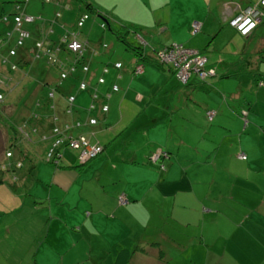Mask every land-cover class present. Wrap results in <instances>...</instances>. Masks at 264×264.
<instances>
[{"label":"crops","instance_id":"1","mask_svg":"<svg viewBox=\"0 0 264 264\" xmlns=\"http://www.w3.org/2000/svg\"><path fill=\"white\" fill-rule=\"evenodd\" d=\"M68 1L2 0L9 6L0 8V56H8L18 36L14 16L29 17L23 28L30 37L9 61L45 64L57 73H48L46 81L61 87L53 99L47 90L41 111L40 100L34 98L19 123L24 149L11 158L22 165L0 170L4 264H110L123 240L134 247L127 264H264V84L259 85L264 68L259 58H246L241 70L236 59L226 61L220 53L237 55L233 45L238 32L230 21L246 0H131L133 14L142 17L130 22L137 32L133 34L143 39L146 52L174 42L193 46L190 36L200 30L208 43L223 39L221 51L214 49L206 58L215 74L204 80L192 76L189 85L152 61L138 60L145 62L139 74H132L135 62L115 69L113 64L120 61L112 50L79 31L87 13H78L75 22L86 15L79 28L76 23L66 27L61 11ZM85 1L121 24L108 12L115 9V0H76L84 8ZM55 24L65 32L77 30L84 44L75 75L88 83L86 91H78V79L59 80L58 69L50 65L74 61L75 54L63 48L52 59L29 57L38 40L58 44L52 39ZM261 25L264 31V20ZM104 65H110V72L97 84ZM27 68L0 65L9 79L26 74ZM112 83L119 89L110 93L108 111L97 109V123L75 131L91 144L99 143L101 152L82 165L76 154L75 164L64 166L65 149L58 166L45 160L49 167L41 166L39 150L47 146L41 135L49 133L51 117L65 108L66 96L75 97L73 117L86 119L92 88L103 94ZM206 110L215 112L213 119Z\"/></svg>","mask_w":264,"mask_h":264},{"label":"built area","instance_id":"2","mask_svg":"<svg viewBox=\"0 0 264 264\" xmlns=\"http://www.w3.org/2000/svg\"><path fill=\"white\" fill-rule=\"evenodd\" d=\"M24 2L28 0H23ZM48 1V0H46ZM230 24L235 30L243 37H249L255 28L264 20V0H246L244 5H238L237 8L231 15ZM86 15H82L76 22V27L79 28L85 19ZM30 21V18L23 15L17 14L14 16V29L17 31V38L14 41L12 48L8 49L7 57L0 56V65L8 64L10 70H16L18 68L17 63H12L9 61L10 57L16 56L18 50L23 47L26 39L30 37L29 32L23 28V23ZM104 27V24L101 25ZM193 30L197 31L199 24L194 22ZM9 34H7L8 36ZM78 32L77 30H67L65 34L61 37V40L57 45L52 46L45 44L44 41L38 40L34 43V47L29 51V57L33 60H41L43 57L46 59L54 58L53 53H58L61 49H66L67 51L75 54V60L65 61L60 65V79H65L68 73H73L76 70V64L78 63L77 58L81 56L84 50V44L82 41L77 39ZM3 38V37H2ZM2 38L0 41H2ZM1 44V43H0ZM103 48H106L107 45L102 44ZM155 59L166 66H169L173 70V75L181 83L185 84L189 82L192 76H195L199 80H204L207 77H210L215 74L213 68L206 66V57L203 52L195 48H189L182 44L172 43L169 46L163 47L155 52ZM58 64V63H57ZM115 69H120L122 67L121 62H115L113 64ZM108 65L102 67L101 75L97 78V83L101 84L104 82V75L108 72ZM88 70L86 65H82L81 71L86 72ZM143 71V65L139 62H136L132 68L133 74H139ZM2 78V74H0ZM263 81L260 80L259 85H263ZM89 89L88 84L85 81H80L78 83V91H86ZM118 86L115 83H112L110 86V91L105 92V94L100 95L98 92L92 88L90 93L91 99L90 103L87 106L86 114L87 118L82 120H67L60 121L58 116L55 114L51 117L52 126L48 134L41 135L42 139L47 142V146L44 152V159L58 165L59 159L63 150L69 149L77 152V161L80 164L86 163V161L97 156L101 150L102 146L99 143L91 144L87 138L83 135H73L72 130L79 128L83 125H94L97 122V118L94 115V112L99 109L102 113L108 111V104L106 103L107 99L110 96L111 92L118 91ZM53 91H48V96L53 99L55 97ZM3 95L0 93V101H2ZM74 95L66 96V106L64 108V114L67 116L73 115L72 105L74 102ZM102 99L105 102H100ZM245 114V113H244ZM206 115L209 120L213 119L215 112L208 110ZM19 132L24 133L23 129L20 127ZM32 132H36V129H33ZM13 153L8 150L5 152L6 158H12ZM163 155L165 153L163 152ZM241 158H244V155H240ZM10 165L7 163H1L0 167L3 170L8 169ZM14 166V165H13ZM16 166L20 167L21 163L16 162ZM119 202L124 203L125 199L122 196H119Z\"/></svg>","mask_w":264,"mask_h":264},{"label":"rangeland","instance_id":"3","mask_svg":"<svg viewBox=\"0 0 264 264\" xmlns=\"http://www.w3.org/2000/svg\"><path fill=\"white\" fill-rule=\"evenodd\" d=\"M112 3L115 4V9L113 11L109 10L108 12L112 17L118 18L120 20V22L118 21L119 23L131 25L130 23L131 21H137V20L140 21V19L142 18L133 14L134 11L130 9L131 8L130 4L132 3L131 0H115L112 1ZM63 5L64 6L67 5V8L65 9L63 8L61 11V17L65 22L66 27H72V25L73 26L75 25L76 23L75 21L78 17L79 12L87 13L89 18L84 21L83 26L79 28V31H81L82 34L87 35L88 36L87 38L93 42L106 43L108 48L112 50L113 52L112 54L114 55V57H118V60L122 63V66L123 64L135 62L134 52L126 49L125 46L121 42H119L114 37V35L106 28V25L104 28L101 27V24H105V23L102 21V19L99 16L92 15L89 12H87L81 4L76 2V0H69ZM1 6L7 7L9 6V3L2 2V0H0V8ZM262 26L263 25L260 26L259 24L255 28L256 30L255 36L246 38L240 36L237 33L239 38L235 42V45H233V48H236L237 55L228 54L229 50H227L228 52H220L221 46L225 43L223 39L218 40L220 38H217L215 39V41L211 43H208L209 39L208 40L207 39L205 40L203 38L201 39L199 36V34L202 32L201 30L198 33L190 36V40H193L196 44L193 46L190 45H186V46L190 48H196L199 50H205L204 54L208 59H210L211 53H214L215 52L214 49H216L218 50V53L220 52L222 54L221 57H224L226 61H231L233 58L236 59V61H238L236 67H238L241 70L246 65L242 63L244 59L249 58L251 60H255L259 58L260 60H262V67L264 68V49L262 48V44H261V42L263 43L264 41V31L261 30ZM53 31H54V35L52 34L53 35L52 39L59 42L61 40V37L65 34V30L63 29L62 26L55 24L53 25ZM59 36L60 38H58ZM128 38L135 45L144 44L143 39L141 40V38H139L137 34L130 33ZM27 42L30 43L31 41L28 40ZM139 63L145 65V62L139 61ZM27 65H28L27 68L28 70L26 74L24 71V74H17L18 77L15 78L13 77L11 79L8 78L9 73L5 72V70L2 71V78L0 79L1 80L0 92L5 97L3 96L4 101L2 102L0 107V163L3 153L5 152V148H7L8 146L13 150H16L18 146L19 149L22 150L24 149L23 147L25 144L23 145L22 143H20L22 141L19 135L16 134V132L18 133L17 129H19L20 127L19 123L30 112L31 104L34 98L40 100V107H38V110L39 111L42 110L43 104L46 103V95H47V87L45 85H41L42 80L46 79L48 73L54 77H56L57 75V73L54 70L50 69V71H48L49 69L48 70L45 69L46 68L45 64H41L39 62H29ZM133 66L134 64L132 65V67ZM109 70H110V65L108 71ZM164 71L168 73L166 66H164L163 72ZM107 74L108 73H106V75ZM6 77L8 79H6ZM210 78L211 77H209L208 79ZM135 104L136 107H138V102H136ZM124 113L126 114L128 112H124ZM124 119H127L126 115H124ZM186 134L187 131H185V133H180V136H185ZM15 136L16 138H14ZM13 141H16L17 147H13V146L10 147L9 144ZM2 148L4 149L1 150ZM44 152L45 149L41 148L38 154L39 158L42 159L40 160L42 162L41 166L47 165V167H49L48 164L43 159ZM76 154H77L76 151L66 150L63 157L64 166L67 164L74 165ZM13 161L15 160L13 159ZM88 161H86V163ZM77 163L80 165L79 162ZM12 168H13L12 166H9L8 169H6L5 171L9 172ZM52 169H54V167H52ZM0 170L2 171L3 169L0 167ZM12 177L16 178L15 175H12ZM125 232L126 229L123 227V235L125 234ZM0 264H4L1 257H0Z\"/></svg>","mask_w":264,"mask_h":264},{"label":"trees","instance_id":"4","mask_svg":"<svg viewBox=\"0 0 264 264\" xmlns=\"http://www.w3.org/2000/svg\"><path fill=\"white\" fill-rule=\"evenodd\" d=\"M84 6H85V9L87 10V12L91 13V14H94V15H97L99 16L105 23L106 25V28L114 35V37L119 41L121 42L126 49H129L131 51L134 52L135 54V58H136V62H139L138 60H142V61H152L154 64H156V66H158L159 68L161 69H164V66L166 65H163L161 63H159L156 59H155V52L159 49H162L163 47H166V46H169L171 44H167V45H163L161 47H158L156 49H152V50H149V52H146L144 47L141 46V45H135L132 41L129 40L128 36L130 33H137L136 32V28L132 25H126V24H118L116 23L115 21H113L109 15L107 13H102L101 11H99L92 3H90L89 1H85L84 2ZM175 43V42H174ZM178 44H181V43H178ZM183 45V44H182ZM199 50V49H198ZM201 51V50H200ZM203 52V51H201ZM204 53V52H203ZM28 59H19L17 64L19 66V68L23 69V67L27 66V64L29 63V61H27ZM34 61H39V60H34ZM80 62H78L76 65H78ZM134 63V65H135ZM50 65H53L55 66L57 69H58V78L59 80H66L67 78L69 77H72V78H75L76 80L78 79L76 77V73L73 72V73H68L67 76L65 77V79H60V71H61V67L59 64L57 63H51ZM144 66V65H143ZM134 67V66H133ZM167 70L170 72L171 76L174 77L173 75V70L172 68H170L169 66H166ZM77 69V67H76ZM0 74H1V70H0ZM133 74V72H132ZM1 79V78H0ZM199 80V79H198ZM80 81H83L81 79H78V83ZM261 81H263L261 79ZM180 82V81H179ZM87 83V82H86ZM104 83V82H103ZM181 83V82H180ZM191 82H187L185 83L184 85H189ZM0 84H1V80H0ZM88 84V83H87ZM98 84V83H97ZM102 84V83H101ZM183 84V83H181ZM41 85H45L47 87V90L48 91H53V92H58V90H60V86H59V83L58 82H55V83H48V81H46V79H43L42 80V84ZM89 87V86H88ZM105 92H108V91H105ZM105 92L103 94H105ZM1 93V92H0ZM103 94H100V95H103ZM70 95V94H68ZM73 95V94H71ZM4 96V95H3ZM5 97V96H4ZM4 97L2 99V101H0V107H1V104L2 102L4 101ZM110 97V96H109ZM90 99H91V95H90ZM100 102H105L103 101L102 99H100ZM107 103V102H106ZM208 110H206L207 112ZM74 114V113H73ZM54 115V114H53ZM56 116H58L59 120L60 121H63L60 119V116H64L65 118H70V119H74V120H82L81 118H78V117H73L72 116H67L64 114V109H62L61 112H56L55 113ZM97 123V122H96ZM83 126H86V125H83ZM83 126L79 127V128H75L73 129L71 132L73 135H82L79 133H76L75 131L79 130L80 128H82ZM18 131V130H17ZM19 133V134H18ZM16 132L17 135H21L20 132ZM16 138V136L14 137ZM88 140V139H87ZM89 141V140H88ZM10 147H17L16 145V141H13L11 142L10 144ZM4 148H2L1 150H3ZM10 150L12 153L13 152H17L19 150V146L17 147L16 150H13L12 148H9V146L7 148H5V152ZM5 152L3 153V156L1 158V163H7L9 164L10 166L16 168V163L15 161H13L11 158H6L5 157ZM43 159H44V156H43ZM45 161H47L46 159H44ZM18 162V161H16ZM49 164L53 165V166H58L54 163H51L50 161H47ZM0 163V165H1ZM14 165V166H13ZM22 165V164H21ZM82 165V164H80ZM2 171H5V170H2ZM151 247H140L141 250H148L150 249ZM115 253L110 261V264H127L129 259L131 258V255L134 251V247L132 245H130L127 240H123V245H119L118 247L115 248Z\"/></svg>","mask_w":264,"mask_h":264}]
</instances>
